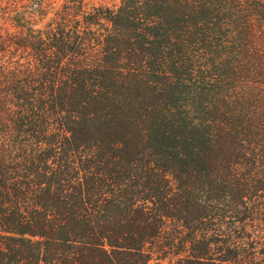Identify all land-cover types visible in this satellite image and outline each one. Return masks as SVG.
Returning <instances> with one entry per match:
<instances>
[{"label":"trees","instance_id":"1","mask_svg":"<svg viewBox=\"0 0 264 264\" xmlns=\"http://www.w3.org/2000/svg\"><path fill=\"white\" fill-rule=\"evenodd\" d=\"M118 1L0 45V264H264V0Z\"/></svg>","mask_w":264,"mask_h":264},{"label":"rangeland","instance_id":"2","mask_svg":"<svg viewBox=\"0 0 264 264\" xmlns=\"http://www.w3.org/2000/svg\"><path fill=\"white\" fill-rule=\"evenodd\" d=\"M73 0H0V45L6 39L16 43L29 40L44 41L47 34L61 20L63 7ZM80 1V0H77ZM86 8L114 7L118 0H81ZM28 41V42H29ZM1 47V46H0ZM13 54L1 56L5 61L21 63L23 67L34 66V53L31 49L11 45ZM2 54V53H1ZM7 63V62H6Z\"/></svg>","mask_w":264,"mask_h":264}]
</instances>
